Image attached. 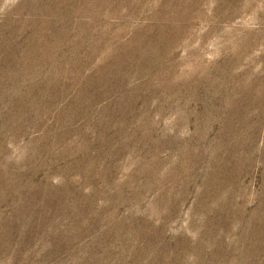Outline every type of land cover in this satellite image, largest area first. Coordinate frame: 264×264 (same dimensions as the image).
<instances>
[{
    "label": "rangeland",
    "instance_id": "obj_1",
    "mask_svg": "<svg viewBox=\"0 0 264 264\" xmlns=\"http://www.w3.org/2000/svg\"><path fill=\"white\" fill-rule=\"evenodd\" d=\"M0 264H264V0H0Z\"/></svg>",
    "mask_w": 264,
    "mask_h": 264
}]
</instances>
